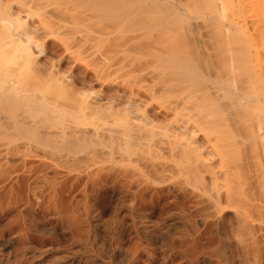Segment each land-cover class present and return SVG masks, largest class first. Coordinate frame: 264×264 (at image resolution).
<instances>
[{"label": "bare ground", "instance_id": "6f19581e", "mask_svg": "<svg viewBox=\"0 0 264 264\" xmlns=\"http://www.w3.org/2000/svg\"><path fill=\"white\" fill-rule=\"evenodd\" d=\"M72 1L74 0L69 2ZM77 1L81 5L79 7H82V10L80 8L77 9L79 11V13H77L76 6H78V3L75 1L77 5L73 6V8H75L76 14H79L78 16H74L76 20L78 19L77 26L72 22L75 27H70V30L67 33L65 31L64 35L61 37H58V35L57 37L59 41L57 39L58 42H53L56 47L60 45L62 46V44L65 45L63 47H66L65 52L63 54H58L59 56L56 57V59L51 57L44 59L43 57L47 54V48L44 46H47L49 43L48 41L51 40L50 38L52 36H49L48 28H50V22L53 21V19L49 18L52 19L49 24L48 19L45 20V22L35 20L31 10L27 8L25 2L22 0H0V69L3 71V76H0V90L1 94H3L0 96V100L1 102L4 101V103L11 102V104L12 102L13 104L40 103V105L50 111L51 118L54 119L53 121L57 119L54 123L55 126L48 125L49 123L47 125L43 123L45 125L43 127L40 124L32 125L35 118L31 124H26L25 121V123H22L24 120L23 118V120H20L22 122L18 120L20 122L18 124H20L22 127L21 129L24 130L23 133H20V127L17 126L18 121L16 120V122H14L16 123V128H18L17 130L11 125H8V118L5 119L7 124H5L6 122L3 123L4 121H0V133H2L3 136L4 134L11 135V133H14L17 130V135L19 133L23 134L25 138L29 135H27V132L32 130L35 131L40 126L43 130L39 128L40 130L37 129L38 133L35 131L39 138L62 137V143H64V141L73 143L74 141L75 144L87 143V141L92 139L89 136L92 134L93 136L91 137H94V134L96 136V133L98 134V132L102 137L120 133V136L126 137L125 142L128 145H131L133 151L137 153L136 155L139 154L140 158L144 155H147V157L155 156L154 158L166 155L165 157L169 158H163L166 159V163L164 161H162V163L157 162L156 160H152L153 158L151 159L152 161L148 160L149 167L155 173L160 170L159 172L161 173H168V175L170 173L173 174L172 176L178 174L183 177H191L193 180L196 179L198 182L201 181L204 183H207L206 177H209L212 193L206 196L210 201H214H212L213 204L216 203L215 205L219 207L221 200L225 197L226 201H230V207L234 208L235 212L238 214L242 213L240 215L248 214L251 208L249 202V211L247 208V210L242 209L241 211L243 212H240V209L236 208L234 201L235 203L236 201L237 203L238 201L240 203L245 201L242 200L243 197L240 195H243L244 190L245 193L248 191L247 189H243V191L239 189V187H245L243 185H245L244 183H246V181L244 180L245 182H241L245 179L244 176L250 180V182L248 181L246 183L245 188L250 186V183L255 185L252 180H255L256 183L259 184V178H261L260 182L262 185H256L259 187L258 189L262 188L260 190L261 193L264 194V0ZM58 8L61 9L60 6ZM100 10L101 13L102 10H106L105 13L110 11L111 15L108 20L111 21L112 19L111 24L109 23L110 21L107 22L106 19L105 23L110 24L111 27L104 23H102L103 26L98 28L92 26L93 24L96 25L94 20H98L100 17L97 13L100 12ZM60 11L58 10L55 13H60ZM71 11H74L72 10V7L69 13L70 15L72 13ZM64 12L65 11L63 10V13L61 12V14H64ZM96 14L99 17L96 16ZM103 15H105L104 18H107L106 14ZM61 17H63V15ZM67 18L68 17H66V19ZM119 18H122V20ZM92 19L93 24L91 23ZM120 20H124L125 22L123 21V23H126L129 27L130 31L128 33H133L130 34V37L128 34V41H130L128 45H131V47H129L125 41L126 48L122 46L120 48L119 44L118 47L110 48L111 50L108 53L105 51L106 53H104V56L105 58H110L116 56L119 52L122 54H128L131 52L134 55L132 57H151V63H153V65L142 66L141 64H137L135 65L136 67L133 66L136 70L139 68H141V70L148 68L152 69L144 75L139 73L141 75V81L138 80V84V81L134 80L136 81L135 83L140 86V82H144L141 86L142 90H140V86L135 85L136 88L139 87L137 88L139 91L135 93L136 91L134 92L132 90L133 88L130 86L131 81L129 80L131 79H128L129 82L126 81L129 85H125L127 83L121 85V82V84L117 83L118 80L114 82L111 75L110 77L112 80L109 79L110 77H108V75H105V77L102 74L97 78L101 83V89L99 88L100 90L95 91L94 88H92L93 82L90 85L91 80H88L90 77L88 78V76L84 74L86 77L83 76L79 79V74L77 75L78 77L76 75L73 76L71 74L72 70L61 68V63L66 62L64 60L68 59L67 61H69V57L67 56L69 55V52L71 54L72 46L74 47V45L80 44L81 42V44H83V40L86 42L89 32L90 34L88 38L90 39H99L100 35L105 36L103 38H107L106 36L109 38L110 33H112L111 28L119 31V28L122 30L121 27L124 28L126 26L125 24L124 26ZM63 23L65 22H62V24ZM127 26L125 28H127ZM86 29L89 31L87 37L86 35L83 36ZM65 30H68V28ZM54 32L55 31H53V33ZM58 33L60 32H57L56 34ZM61 34H63V32H61ZM176 34H183V43H180V41L177 40L178 35ZM144 36L146 38L147 36H150L153 41H148V37V39L145 38V42L147 41L145 43ZM83 37L84 39L81 40ZM101 38L102 37H100V39ZM204 38L214 39L205 40ZM71 44L73 45L70 46ZM76 47L78 48L79 46ZM79 48H81V46ZM73 65L75 66V64ZM86 66H89L88 61ZM125 66L128 65L125 64ZM141 70L139 69V71ZM126 71H130V69H126L125 72ZM132 71L134 70H131V72ZM29 78L31 80L33 78L34 80L36 79V82H42L51 95H48V92L45 94L44 91H42L43 88L41 85L40 87L42 90L40 91L37 89L39 87L35 88L27 84L26 85L29 87H26L24 80L28 83L29 80L26 79ZM115 78L116 77H114V80L117 79ZM126 78H129V76H126ZM133 82L131 84H133ZM129 88L131 90L130 92L128 91V93L127 90ZM52 94H55L56 97H53ZM144 94L148 95V98L150 97L151 101H149L150 99L148 100L149 102L146 101L147 99L145 100ZM60 95H68L70 97L69 100L73 102V105L71 104V101L68 100V102L66 98L65 100L63 97L61 98L63 101H67L66 103L68 105L69 103L72 105V112L70 110L67 111L69 108L66 110L60 105L57 100V97ZM156 104H158L160 108L156 109ZM26 110L29 111L30 109ZM19 113L18 116L20 115ZM41 113L38 114L41 115ZM86 113L97 116L98 118L96 117V120L101 119L107 123L113 122L111 125H118L117 127L122 131H119V128L117 127H115L116 130L112 128L110 129V127H112L110 123L108 124V127L106 126L107 129L101 128L103 132L100 129L102 133L100 131L96 132L95 130L90 131V127H87V129L86 126L81 127V125H77L76 127L75 125V127H68L66 124L69 125V123H64L65 125L63 124V120L66 122V118L69 116L82 117ZM170 113L174 114V119L169 123L168 121L165 123L164 121ZM37 120H40V118ZM57 121L58 123L60 122L59 125L58 123L56 124ZM85 121L82 122L85 123ZM12 122L13 121H11V123ZM52 127L57 128V130H50ZM114 131L119 133H115ZM97 136L100 137L99 135ZM123 139L124 138L122 137V140ZM14 140L18 141L19 139L15 137ZM39 140L37 139L38 142ZM3 147L5 146L3 145ZM73 149L75 148L73 147ZM6 151L9 150L7 149ZM74 151L72 152L73 154H75ZM13 156L15 155L13 154ZM68 158H70V155ZM76 158L77 157H75V159ZM62 160H64V158ZM167 160L170 162L167 163ZM5 161L7 164V158ZM60 161L61 160H59V162ZM65 162L67 161L65 160ZM251 171H253L254 174H251ZM143 174L144 173L141 175ZM38 176L40 177V175ZM161 176L160 178L162 179L163 176ZM240 177H243V179ZM165 178H167V176ZM188 179L190 180V178H187L186 180ZM158 181L156 183H158ZM240 182L243 184H240ZM249 188H251V186ZM204 190L205 189H203V191ZM239 190L243 193L240 194ZM248 194L249 193H247V195ZM247 195L245 197H247ZM60 196L62 195L60 194ZM16 197L17 196H15V198ZM20 197L21 195H19L18 198L23 201ZM60 200L61 198H59V201ZM224 200L225 199H223V201ZM14 201L16 202L17 200L15 199ZM261 203L262 207H260L264 208V202ZM221 207H223V205ZM223 208H225V206ZM223 208H221V210ZM240 217L242 218V216ZM249 217L250 216L247 217V222L251 221L249 220L251 219ZM245 218L246 217L243 216L240 220L242 221L244 219V222L246 221ZM247 222L245 223L247 224ZM243 225L245 224L243 223Z\"/></svg>", "mask_w": 264, "mask_h": 264}, {"label": "rangeland", "instance_id": "374dc122", "mask_svg": "<svg viewBox=\"0 0 264 264\" xmlns=\"http://www.w3.org/2000/svg\"><path fill=\"white\" fill-rule=\"evenodd\" d=\"M22 1L25 2L27 8L31 10L35 20L45 22V20L48 19L49 24L50 20L53 19V21L50 22V28H48L49 36L52 35L50 38L51 40L48 41L49 45L47 44V46H44L47 48V54H45L43 58L46 59L47 57H51L56 59V57L59 56L58 54H63L65 52L66 47L63 48L65 46L63 44L62 46L56 47L53 42H58V37L63 36L65 31L67 33L70 30L69 28L73 26L72 22L77 26L78 19L76 20L74 16L79 15L76 14V12L79 13L77 9L80 8V3L77 0L72 2H69L71 0H68V2L67 0ZM75 1L78 3V6H76L77 4ZM59 6L61 9L58 8ZM73 6H76V12ZM71 7L74 11H71L72 13L70 15ZM57 9L62 11H60V13H55L58 11ZM63 10L65 12L61 14ZM105 11L102 10V13L101 10L97 12L100 17L96 14V16L99 17L98 20H94L96 25L92 23V19L91 23L93 25L90 24L93 27H101L103 26L102 23L105 25L107 24L105 23L106 20L107 22L110 21L108 20L111 15L110 11L106 13ZM60 14L61 16L63 15L64 18L61 17ZM103 14H106L107 18H104L105 15ZM66 17L68 18L66 19ZM119 19L122 20V18ZM55 20H59V23ZM111 21L109 22L110 24ZM123 21L121 22L123 23ZM62 22L65 23L62 24ZM110 24L107 25L110 26ZM124 24L127 26L126 23H123V25ZM66 27L68 30H65L67 29ZM125 27H121L122 30L119 28V31L111 28L112 33H110L109 38L108 36H106L107 38H103L105 36L100 35L99 39L92 38L93 40L88 38L90 32L86 29L85 31L87 33L84 32L83 36L86 35L87 37L89 32L87 39L90 40L85 38V42L83 37L81 40H83L84 45L81 44L82 42L74 45V47L72 46L73 44H71L70 46H72L73 49L71 48V54L69 52L67 56L69 57V61H67L68 59L64 60L66 62L63 61L64 63H61V68L72 70L71 74L73 76L79 74V77L77 76L79 79L83 76L90 77L88 80H91L90 85L93 82L92 88H94L95 91L101 89V83L97 78L102 74L103 76L108 75V77L111 75L113 81L115 82L118 80L117 83L121 82V85L127 83L126 81H128V79H131L129 80L131 83L134 80H140V74L144 75L152 69L147 67L148 69L141 70V68H139L141 70L139 71V69L136 70L135 65H153V63H151V57H132L134 55L131 52L128 54L123 53L124 55L119 52L116 55L117 57L105 58L104 56V53H106L105 51L108 53L111 50L110 48L118 47L119 44L120 48L121 46L127 47L126 42L128 45L130 42L128 41L130 34L133 33L130 32L129 34V27ZM52 30L55 32L53 33ZM57 32L60 33L56 34ZM61 32H63V34H61ZM100 37L102 38L100 39ZM148 37V41L151 40L150 42H152L153 40L150 36H147V38L144 36V42ZM204 39L212 40L214 38ZM177 40L183 43V34H179ZM76 46H81V48L78 47L80 50ZM128 46L131 47V45ZM87 61L89 66H86ZM72 63L75 64L76 67ZM125 64L128 66H125ZM126 69H130V71L125 72ZM131 70L134 71L131 72ZM0 76H3V71L1 69ZM126 76H129V78H126ZM111 77L109 79L112 80ZM114 77L117 79L115 78L116 80H114ZM26 80H29V84L24 80L26 87H39L37 88L39 91L43 88L42 91H44L45 94L48 92V95H51L42 82H36L34 78L32 80L30 78ZM135 82L136 81H134L133 84L130 83V86L133 88L132 90L137 93L139 91L137 88L139 87L136 88L135 85H140H137L139 81L137 84ZM140 83L141 86L144 84V82ZM125 85L129 84L127 83ZM141 86L140 90H142ZM130 90L129 88L127 92H130ZM1 95L3 94H1L0 90V96ZM52 96L56 97L55 94H52ZM66 96L60 95L57 97V100L64 109L67 110L69 108L67 111L70 110L72 112L71 106L73 102L69 100L70 97L68 95ZM61 97H63L64 100L66 98L67 101H71L72 105H70V103L68 105L66 103L67 101H63ZM144 97L145 100L147 99L146 101L149 99V101H151L148 95L144 94ZM0 103V121H4L3 123H5V119L9 118V121L7 120L8 125H11L13 128H16V123L14 122H16V120H23V118V122L20 121L22 123L26 122V124H31L35 118L36 121L34 120L33 123H35H32V125L40 124L44 127L49 123L48 125L55 126L54 123L57 119L53 121L54 119L51 118L50 111L40 105V103H14V105L12 102V105L11 102L4 103V101L1 102V100ZM155 107L156 109L160 108L158 104H156ZM25 108L30 110L28 111ZM18 113L20 114L19 116ZM38 113H41V115ZM86 114L84 115L85 117L69 116L66 118V122L63 120V124L69 123V125L66 124L68 127H75V125L76 127L77 125H81V127L86 126V128L90 127V131L95 130L96 132H101L102 129H107L106 126H109L108 124L110 122L107 123L101 119L96 120L98 118L97 116L90 113ZM83 117L86 119L87 123ZM38 118H40V120H37ZM173 119L174 114L170 113L167 115L164 122L166 123L168 121L169 123L173 121ZM11 121L13 122L11 123ZM19 121L17 124L20 123ZM82 121H85V123ZM7 122L5 124H7ZM43 123H45V125ZM57 123L58 121L56 124ZM17 126L20 127L19 132L23 133L24 130L21 129L22 127L20 124ZM111 126L110 129L116 130L115 127L118 125L112 124ZM16 129L18 130V128ZM37 129L35 130L36 132ZM53 129L57 130L55 127H52L50 130L54 131ZM17 130L11 133V135L4 134L3 136V134L0 133V151L1 153L4 152L2 154L0 153V264H264V208H261V202H264V194L261 193L260 189L262 188L258 189V186L262 185L260 182L261 178H259V184L256 183L255 180V182L252 180L255 185L250 183L251 188H249L250 186L245 188L246 183L248 181L250 182V180L245 176V179L240 177L243 180L239 181H246V183L243 185L245 187H239V189L242 191L243 189H247L249 196L245 193V190L243 191L245 195L239 190V193H243L244 196L238 195L243 197L242 200L246 202L243 201L244 203H240L238 201L237 203L236 201L235 203L234 201V204L236 208L240 209V212H243L241 211L242 209L247 210L248 204H251V208L249 207L250 212H248V208L247 215L245 213V215H240L242 213L239 212L240 214H238L235 212V209L230 207V201L227 200V202L225 197L223 198L225 199L224 201L223 199L221 200L219 207L215 205L216 203L213 204V200L210 201V199L207 198L206 195L212 193L209 177H206L207 183H204L201 181L198 182L196 179H194V181L191 177H183L178 174L172 176L173 174L170 173L169 175L168 173H161L159 172L160 170L158 171L159 173H155L149 167L148 160L153 158L152 160H156L157 162L162 163V161H164L166 163L168 157L166 158V155L160 156L162 158L161 160L160 157L154 158L155 156L147 157V155H144L140 158V155H136L137 153L133 151L131 145L125 142L126 137L120 136L121 134L119 132L114 131L115 133H119L115 134L116 136L112 134V136L106 135L103 137L98 132L96 136L94 134L95 138L91 137L93 136L91 134L89 137L92 139L87 141V143L75 144L73 141V143L70 142V144L69 141H64V143H62V137H40V139L34 130L27 132V135L29 134L28 136L24 133V135L28 137H25V139L23 134L19 133L17 135ZM118 130L122 131L120 128ZM13 135L19 140H14L15 137ZM97 135L101 136L98 137ZM122 137L124 138L123 140ZM37 139H40L39 142ZM3 145L5 147H3ZM73 147L75 149H73ZM7 149L9 151H6ZM73 151L75 154L72 153ZM7 152L10 153L8 154ZM13 154L15 156H13ZM69 155L70 158H68ZM75 157L77 158L75 159ZM6 158L8 160L7 164L5 161ZM63 158L64 160H62ZM58 159L61 161L59 162ZM65 160L67 162H65ZM169 162L170 161L167 160V163ZM22 163H25L24 166ZM2 166L5 167L3 168ZM142 173L144 174L141 175ZM37 174L40 175V177ZM251 174H254V172L251 171ZM161 175L164 178L167 176V178H165L166 181ZM187 178H190V180H186ZM157 181L158 183H156ZM241 182L240 184H243ZM256 184H258V186ZM203 189L205 190L203 191ZM14 193L17 194L15 195ZM60 194L62 196H60ZM19 195H21L20 198H22L23 201L18 198ZM246 195L248 198L245 197ZM15 196L17 197L15 198ZM14 198L17 200V204ZM59 198H61L60 201ZM222 205L223 207L225 206V208L221 207ZM221 208L223 209L221 210ZM239 215L242 216V218L245 216L246 221L243 222L244 219L241 221L240 219L242 218ZM248 216L251 218L249 219L251 220L250 222H247ZM245 222H247V224ZM243 223L245 225H243Z\"/></svg>", "mask_w": 264, "mask_h": 264}]
</instances>
